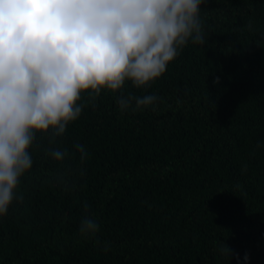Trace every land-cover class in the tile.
<instances>
[{
  "label": "trees",
  "instance_id": "obj_1",
  "mask_svg": "<svg viewBox=\"0 0 264 264\" xmlns=\"http://www.w3.org/2000/svg\"><path fill=\"white\" fill-rule=\"evenodd\" d=\"M0 264H264V0H0Z\"/></svg>",
  "mask_w": 264,
  "mask_h": 264
}]
</instances>
